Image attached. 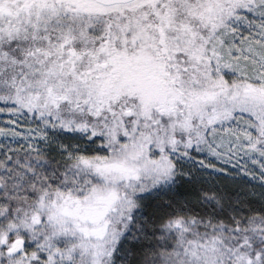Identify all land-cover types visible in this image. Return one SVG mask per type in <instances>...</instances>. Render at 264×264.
Instances as JSON below:
<instances>
[{
    "label": "snow or ice",
    "instance_id": "snow-or-ice-1",
    "mask_svg": "<svg viewBox=\"0 0 264 264\" xmlns=\"http://www.w3.org/2000/svg\"><path fill=\"white\" fill-rule=\"evenodd\" d=\"M0 264H264V0H0Z\"/></svg>",
    "mask_w": 264,
    "mask_h": 264
}]
</instances>
